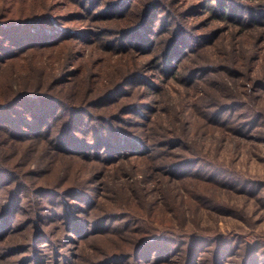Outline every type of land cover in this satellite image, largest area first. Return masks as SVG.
Returning <instances> with one entry per match:
<instances>
[{
	"label": "trees",
	"instance_id": "16d2710c",
	"mask_svg": "<svg viewBox=\"0 0 264 264\" xmlns=\"http://www.w3.org/2000/svg\"><path fill=\"white\" fill-rule=\"evenodd\" d=\"M75 1L81 2L82 7L91 8V11L93 9V12H96L91 16V22L97 19L104 21L105 24L97 23V29L87 25L79 30L76 26L60 20V17L49 10L38 11L34 8V12H24L18 7H13L14 2L0 12L1 66L8 64L16 66L18 62L26 61L27 58L39 59L34 58L36 54L46 55L49 50L68 46L65 54H59L52 61H49V57H45V62L39 66L31 61L30 63L34 65L31 66L34 69L32 74L40 72V75L35 78L30 70H25V73L23 71L22 77L27 78V87L11 90L8 88L4 91L3 97H0V137L6 136L15 143L34 142L48 151L60 156L67 155L72 159L103 160L114 164L117 160L125 161L134 157L148 164L146 175L154 176L156 172H162L177 182L196 177L193 176L196 175L193 169L203 159L194 154L176 156L174 151L176 146L184 145L185 147L186 138L183 131L181 135L175 134L173 127H165L167 133L155 131L152 115L159 111V106H152L142 101H128L129 99L126 98L140 86H150L153 89H150V92L162 95L169 89L163 85L170 79L180 81L186 87L200 88L201 85L194 84L192 79L197 78L202 71L216 73L224 70L233 78V86L227 85V91L217 96L213 92L211 102L196 98L195 95L192 106L197 110L204 107L201 113L206 118L209 116L213 126L225 131L233 129L231 123L236 121L237 116L232 113L221 117L222 112L231 110L234 105L248 106L249 100L246 99L248 94L254 90L264 89V0L198 1L203 8H212L211 12L219 22L227 19L232 25L239 26V34H241L236 35L233 30H228V34L221 35L223 28H217L215 31H210L213 38L210 33L204 35L209 36L205 37L206 44L187 33L188 29L183 24L167 27L169 35L157 41H151L149 33L154 34V28L151 30L150 27L151 16H154L155 8L160 3L158 0L145 2L142 12L137 11V18L134 20L126 18L131 15L130 7L133 6L128 3V0H87V3L86 0ZM46 8L48 6L44 3V7L39 10ZM127 9L130 12L125 13ZM12 10L20 11L19 15L10 14ZM163 16L162 24L166 22ZM163 26L160 28L162 29ZM135 36H137L136 39ZM104 37L105 40L102 41ZM82 42H87L88 45L94 44V47H104V54H109L110 57L117 53H131L137 55L138 60H142L141 58L149 56L151 51L157 62L156 68L159 74L157 76L166 77L163 80L164 84L156 85L157 79L138 70V63L135 62L128 64V73L121 76L114 85L111 84V87L107 79L109 76L100 78L97 76L101 75L103 68L93 73V64L80 65L76 70L78 78L74 80L71 75L72 67L75 66L74 59L78 57L76 55L79 53L78 43ZM198 51L202 61H197L195 66L185 69V61ZM204 52L208 57H205V54L202 55L204 57L201 56ZM83 55L84 53H79V57ZM47 66L50 69H47ZM49 70V74L44 75ZM61 70L62 72L58 73ZM240 78H246L247 83L237 84ZM70 82L74 85L70 93L60 96L53 92L55 86H57L55 88L66 89L64 85ZM211 83L218 84L217 81ZM240 86L246 89L242 91ZM62 92L66 91H60ZM155 102L160 103L157 99ZM116 104L120 107L116 109L117 112L104 110ZM148 109L150 116L146 113ZM211 110L217 116L213 117L210 114ZM252 110L256 113L255 115L259 116L261 113L259 108H252ZM131 115L143 118V124L137 122L144 127L143 129H134L138 128V124L131 127L133 123H136L135 118H130ZM147 120H150L149 127L144 124ZM33 172L37 174L39 171ZM43 195L49 196L52 200L50 202L55 205L54 197L62 199L63 210L52 205L51 212L56 216H62L72 231H81L87 227L88 235L103 231L107 225L105 219L117 220L129 215L127 210L120 213L106 211L96 217L93 215V210L100 208V201H97L100 197L99 193L87 190L83 184L71 185L67 191L44 185L34 187L18 167L0 160V238L7 234L11 236L20 233L24 224L21 219L29 211L33 215L30 218L35 223L43 220L40 219L39 211L41 210L38 205L42 200H47L43 198ZM72 201L77 202L81 209L75 211V204L71 205ZM28 231L25 241L30 243L35 231L32 229ZM219 237V234L213 237V235L198 233L185 237L171 228L150 229V233L140 238L134 254L143 258L147 249L154 248L157 260L161 261L168 260L173 255L178 256L179 250H185V256L188 257L184 262L193 264L194 254L206 252L209 246L206 241L212 240L215 242V248H213L215 264H219L221 252L224 254L227 251H234V240H239L241 236L235 237L233 241L226 237L227 241L223 245ZM29 238L31 240H28ZM169 241L172 246L164 251V244ZM22 242L24 240L21 239L15 245L12 244L14 246L8 245L5 249L23 250L28 243ZM176 243H181V246L176 247ZM246 245L247 247H240L239 244L235 252L242 259L244 257L241 264L264 260V250L256 252L257 246L254 242L249 244L247 242ZM160 248L164 253L159 252ZM242 248H247L243 255L240 253ZM111 258L112 255H108L93 263L109 264L112 262ZM171 261L174 260L167 262ZM258 264H264V261Z\"/></svg>",
	"mask_w": 264,
	"mask_h": 264
},
{
	"label": "rangeland",
	"instance_id": "374dc122",
	"mask_svg": "<svg viewBox=\"0 0 264 264\" xmlns=\"http://www.w3.org/2000/svg\"><path fill=\"white\" fill-rule=\"evenodd\" d=\"M147 1L128 0V3L133 6L130 7L131 15L129 14L130 16H126V18L136 19L137 11L142 12L143 4ZM158 1L160 3L155 8V14L151 16L152 21L150 22L151 30L154 28V34L149 33L150 40L153 42L169 35L167 27H172L175 24V26L183 24L189 31L187 33L204 41L203 44L207 43L206 38L209 37L204 35L217 28H223L221 35L228 34V30H233L236 35H241L239 26L232 25L227 19L219 22L211 12L212 8L205 9L201 4H198L200 0ZM12 2H14L13 7H18L20 11L24 12H34V8L38 11L49 10L60 17V20L76 26L79 30L87 25L97 29V23L105 24L104 21L97 19L91 22V16L96 12H93V9L91 11V8L82 7V3L75 0H0V12ZM44 3L48 8L39 10L44 7ZM129 9L125 13L130 12ZM20 11L13 12L12 10L10 14L19 15ZM162 16L166 19L163 24ZM161 24L164 25L163 30L160 28ZM210 35L212 34L210 33ZM105 37L102 41L105 40ZM136 38L137 36H135ZM94 46V44L88 45L87 42L78 43L77 50L84 55L79 57V53H76L78 57L74 59L75 66L72 67L74 72L72 71L71 74L74 80L78 78L76 70L80 65L93 64V73L103 68L101 75L97 76L99 78L109 76L107 79H109L110 86H108L111 87V84L114 85L128 71V64L135 62L138 63V66L136 65L138 70L157 79L155 80L156 85L164 84L163 80L166 77L164 75L157 76L159 75L156 68L157 62L151 51L149 56H143L142 60H138L137 55L131 53H117L110 57L109 54H104V47ZM67 50L68 46H62L47 51L46 55L36 54L34 58L38 57L39 59L27 58L26 61L18 62L16 66L13 64L0 65V97H3L2 94L8 88L11 90L27 87V78H23L22 74L23 71L25 73V70H30L32 74L33 63L39 66L45 62V57H49V61H52L59 54H65ZM198 54L199 51L193 53L191 58L185 61V69L195 66L197 61H202ZM204 54L205 57H208L205 52L201 56ZM36 60L38 62H34ZM31 61L33 63H30ZM47 69L50 68L47 66ZM206 71H202L197 78L192 79L194 84L201 85L200 88L186 87L184 83L170 79L163 85L169 89L162 95L150 92L152 89L150 86H140L126 98L129 99L128 101H142L152 106H159V111L152 115L155 131L167 133L165 127H173L177 135H181V131H183L186 138L185 147L184 145L176 146L174 150L176 156L194 154L203 159L193 169V173H196L193 176L196 177L186 181H173L162 172H156L154 176L146 175L148 164L141 159L136 160L134 157L125 161L117 160L114 164L103 160L72 159L67 155L60 156L55 152L48 151L34 142L15 143L6 136L0 137V160L18 167L26 179L31 181L32 186L44 185L57 188L60 191H67L71 185L83 184L87 190L100 194V197L97 198V201H100V208L93 210L94 216L98 217L106 211L118 213L129 211L126 218L105 219L107 225L103 231L88 235L87 227L81 231H72L62 216H56L51 212L50 206L52 207V205L63 210L62 199L54 197L55 205L50 202L52 200L49 196L43 195V198L47 200L38 203L41 210L39 211L41 212L40 219L43 220L35 223L30 218L33 215L29 211L21 219L24 224L20 233L1 236L0 264H94V261L108 255H112V262L109 264L188 263L184 262L188 257L185 256V250H179L178 256L174 257L172 254L170 259L161 261L157 260L154 248L147 249L143 258L134 254L140 238L150 233V229L171 228L185 237L196 233L213 235V237L219 234L222 245L227 241L226 237L233 241L235 237L241 236L239 240H234V251H227L224 254L221 252L219 264L243 263L244 257L242 259L240 255L235 254L239 244L240 247H247V242L248 244L254 242L257 246L256 252L264 250V89L254 90L248 94L246 98L249 100L248 106L234 105L231 110L222 112L223 116L221 117L232 113L237 116L235 117L236 121L231 123L233 129L225 131L220 127L213 126L209 116L206 118L201 113L204 111V107L197 110L192 106V102L195 95L196 98L211 102L213 92H215V96L224 93L227 91V85L233 86L234 80L224 70L216 73ZM49 72L50 70L44 75H48ZM39 75L40 72L32 74L35 78ZM41 77H43L42 74ZM215 81L219 85L210 84ZM243 82L247 83V79L237 80V84L241 85ZM55 87L53 92L61 96V94L70 93L74 85L70 82L64 85L66 89ZM240 87H242V91L246 89V87ZM62 90L66 92L60 93ZM80 91L85 90L80 89ZM156 99L160 102L159 104L155 102ZM118 105L108 106L104 110L116 111L117 108H120L117 107ZM252 108L261 109L259 116L255 115ZM146 111L150 116V110ZM210 114L213 117L216 115L213 110ZM131 116V119L135 118L136 120V123L131 125L132 128L138 124L137 122L143 124V118ZM144 124L149 127L150 120ZM137 127L134 129L144 128L139 124ZM34 170L39 172L34 174ZM73 204H75V211L81 209L77 202L71 203V205ZM34 227L35 229H33ZM29 229L35 231L34 238L28 239L31 240L30 243L25 241V235L29 234ZM21 239L24 240L22 243H28V246L23 247V250L20 248L5 249L8 245L14 246ZM170 243V241L169 243L165 242L164 251L170 249L172 246ZM206 243L209 245L206 252L195 253L193 264H215L213 251L215 242L210 240ZM180 246L181 243L176 245L178 248ZM226 246L228 245L226 244ZM229 249L232 248L229 247ZM246 249L242 248L240 253L243 255ZM162 250L160 248L159 252L164 253ZM169 260L174 261L167 262ZM260 261L264 260L260 259L251 264H258Z\"/></svg>",
	"mask_w": 264,
	"mask_h": 264
}]
</instances>
